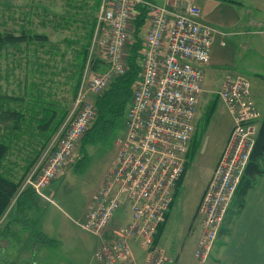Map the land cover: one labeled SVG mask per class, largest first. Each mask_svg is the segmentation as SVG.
<instances>
[{
	"label": "built area",
	"instance_id": "built-area-1",
	"mask_svg": "<svg viewBox=\"0 0 264 264\" xmlns=\"http://www.w3.org/2000/svg\"><path fill=\"white\" fill-rule=\"evenodd\" d=\"M196 1L100 0L83 83L74 105L41 159L24 178V187L30 186L39 194L57 178L96 116L94 103L86 100L84 94V79L92 56L100 53L107 63L104 71L94 73L88 81L89 93L98 96L114 78L126 72L132 19L136 7H144L148 27L142 36L140 78L128 105L125 132L117 138L115 157L79 220L80 226L97 238L93 254L97 264L170 261L155 241V234L157 227L166 221L185 171L199 99L204 91V67L210 61L215 36L224 35L201 20V8ZM233 74H225L217 92L233 118V126L196 210L201 234L194 257L199 263L209 258L242 182L262 116L251 98L249 79ZM43 160L45 163L41 165ZM125 205L129 219L114 222L116 211ZM135 245L142 250L141 261Z\"/></svg>",
	"mask_w": 264,
	"mask_h": 264
},
{
	"label": "rangeland",
	"instance_id": "rangeland-1",
	"mask_svg": "<svg viewBox=\"0 0 264 264\" xmlns=\"http://www.w3.org/2000/svg\"><path fill=\"white\" fill-rule=\"evenodd\" d=\"M95 6L94 0H0V33L13 32L19 34L24 30L31 34H45L48 39L44 45L31 43L28 45V50H26L24 43L19 48L7 47L0 50V96L5 97L4 108L18 109L24 114L21 113L22 115H19L16 120L1 116L0 137L9 136L8 140L11 144L8 160L16 165L14 168L17 172H23L22 174L25 176L38 162L37 160L41 159L53 134L58 132L74 105L79 88L74 91L77 82L76 75L81 64V56L78 52L81 46L86 43L89 21L95 17ZM147 23L142 34L147 31ZM130 38L132 44V37ZM235 38L226 37L223 39L224 43L217 45L220 49L214 51L217 52L215 59L220 61V66L224 72L241 74L250 80L253 77L251 67L264 69V58L253 54L251 58L253 61H248L250 59L248 53L252 52L251 48L242 46L240 41L234 44L237 41ZM97 54L92 56V64L84 79L85 98L93 103L96 96L89 93L88 81L94 73L102 72L97 64L100 62L105 64L103 56L99 58ZM87 58L88 54L85 58L83 72ZM83 72L79 86L83 83ZM204 87L205 93L211 101L210 106L205 108L207 112L211 110L210 115L207 119L206 112L205 117L200 120L197 136L199 146L193 155L194 159L188 168L186 178L178 191L164 241H162L171 251L183 244L187 251L186 256H190L192 252V244L188 237L185 238L189 226L188 222L191 221L192 211L196 208L203 183L210 172L213 154L220 138L218 125L226 123L228 115H230L220 99L213 101V76L211 72H207L205 75ZM41 93L43 95L50 94L48 95L51 97L50 100L54 99L60 114L65 115L46 144L43 143L41 146L38 157L29 156L26 158L29 162L28 160L26 162L24 157L25 144L43 142V135L37 129V120L41 117L37 116L36 120H31L32 112L27 111L29 108L32 109L36 97ZM127 110L128 102L124 114L109 116V121L104 127H96L90 131L87 135V141L82 147L81 138L92 123L89 125L81 135L71 158L60 169L59 175L61 174V176L58 175L56 179L52 180L53 182L51 181L52 183H48H51L48 189L49 195L45 199L40 196L41 199L50 201V203L41 205V201H39L40 207H36L30 200L16 204L20 198L19 194L25 189L43 195V193L35 192L30 186L24 187L25 177L20 178L22 181L17 194L0 217V264H66L69 260L72 263L81 264L83 262L86 264L84 262L86 256L96 261L93 254L97 238L84 230L80 226L79 220L75 221V218L81 214L92 190L97 186L114 157L117 149V138L125 132ZM207 122L208 124L204 129ZM55 144L56 142H54V146ZM32 148L37 147L32 146ZM78 159L79 162L76 166ZM44 160L46 161L45 158ZM44 160L41 165L45 163ZM6 163L9 165L8 162ZM28 163L31 165L29 168L27 167ZM67 165L68 167L65 168ZM125 206L128 209V205ZM121 211L122 209L119 208L115 216H120ZM18 213H20L21 219H26V223L30 227L29 230L32 229L35 233V231L40 232L42 229L47 233V235H40L41 238L43 237L41 243L46 244L41 250L37 251L30 247L32 240L26 239L25 230L23 231L22 227L15 229L13 224L6 229L5 233H2L8 219L16 217ZM24 224L22 222L19 225ZM69 233L71 234L70 237ZM82 236L84 238L91 236L93 242H90V247L82 243ZM54 240H59V244ZM37 245L38 243H36ZM40 258H43L41 263L39 262Z\"/></svg>",
	"mask_w": 264,
	"mask_h": 264
},
{
	"label": "crops",
	"instance_id": "crops-1",
	"mask_svg": "<svg viewBox=\"0 0 264 264\" xmlns=\"http://www.w3.org/2000/svg\"><path fill=\"white\" fill-rule=\"evenodd\" d=\"M155 1L163 2L164 0H155ZM196 2L201 8V20L214 27L217 31L224 32V35L217 34L215 36L211 50L210 61L204 67L205 75L207 72H211L213 76L212 92H213V101H214L219 99L217 95V91H219V89L221 88L223 78L225 74L228 72V71L224 72V70L220 66V61L218 59H215L217 56L216 55L217 52L216 53L214 52L215 50L220 49L219 46L217 47V45H220V43L224 41L223 40L224 38L229 37L234 39V37H236L235 39L237 41L234 44H237L240 41L241 42L240 44L242 46L250 47L253 53L252 52L248 53L246 51L248 53V56H250V59L248 61H253L251 59L253 54L255 56H260L264 58V0H197ZM96 11H95V15H96ZM147 27H148V23H147ZM97 57L100 58L102 57V55L99 53L97 54ZM103 59L105 61V64L101 62L97 64L98 68H101L102 71H104L107 68V63L104 55H103ZM251 70L253 77L249 80L250 92L253 102L258 107L262 115L261 119L258 122L260 126L262 120H264V69L262 68L259 69L258 67L257 68L251 67ZM205 75H204V79H205ZM203 87H204V82H203ZM205 90L206 89L204 87V91L199 99L198 110L194 121L195 129L190 140L189 149L186 154L187 157H189V153L191 152V150H193V155L197 151V148L199 146L198 145L199 142L197 141V136L199 133L200 120L205 117L204 115L207 112L205 108L210 106L211 101L209 96L206 95ZM43 113L44 111L36 112L34 120H36L37 116L40 117L43 116ZM213 115H214V109H213ZM208 122L205 123L204 129L207 126ZM232 126H233V118L231 114L228 115V119L226 123L222 125H218L219 128L218 133L220 134V138L217 141V147H216L217 149H215L213 154V162L210 167V172L203 183L201 193L197 199L196 208L195 210L192 211V216L190 218L191 221L188 222L189 226L185 238L188 237L189 241L192 244V252L190 256H186L187 251L184 249L183 244L181 246L177 245L179 246V248H176L175 250L171 251L162 241H164L165 232L167 229L169 219L171 218L172 215L174 202L177 197L178 191L180 190L186 178L188 168L190 167L194 158L192 159V161H189L188 166L184 171L183 177L180 181V184L177 185L176 193L174 195V200L167 214L163 231L157 240L158 245L165 250V252L168 254L170 258V261L167 264H264V158L263 161L261 162V168L263 172L261 174L253 176L251 180V185L246 189V192L243 196H241V194L237 192L236 195L233 197L228 212L219 230V234L213 244V248L210 252L209 258L204 263H199L194 257V250L197 245L199 236L201 234V221L200 218L196 215L197 206L202 197L204 188L212 174L216 162L227 141ZM34 146L38 148V145H34ZM24 147L26 148V152L24 156L26 161L27 160L26 158H28V156H34V154H32V149H33L32 146L28 147V145H25ZM113 159L111 160V163ZM68 165L65 166V168H67ZM11 166L15 167L16 165L14 164ZM14 167L12 169V172L15 173L17 176H20L23 172H17L16 168ZM60 176L61 174L59 175V177ZM248 177H249L248 174L244 175L243 180H245ZM51 183L48 184L42 190L43 195H38L34 193L32 190L25 189V191L21 193L22 196L20 195V198H22V202L26 200L28 201L30 200L36 207H40L39 201H41V205H43L44 203H50V201H46V200L44 201L43 199H41V197L42 198L44 197L45 199L46 196L49 195L48 189ZM99 183L92 190L90 197L93 191L98 187ZM89 199L87 200L86 205ZM18 202L19 200L16 202V204ZM86 205H84L81 214H79L75 218L76 219L75 221L80 220L82 218ZM121 209H122L121 215L114 217V221L116 223L126 222L129 219L130 212L126 208V206H123V208ZM19 214L20 213H18L16 217L8 219L7 224L4 226V229H2V233H5L6 229L9 228V226H12L13 224L15 225V229L16 227H22L23 231L25 230L24 235L26 239L32 240L30 241V247H33L37 251L41 250L43 246H46V244L41 243L43 237L41 238L40 235H47V233L42 229H40V232L35 231V233L32 231V229L29 230L30 227L29 225H27L26 219L24 218L21 219ZM22 222H24L25 224L19 225ZM65 234H67L66 231ZM70 235L71 234L69 233V237ZM81 238L83 239L81 240L82 243L85 246L90 247V242L91 243L93 242L91 236H86L85 238L84 236H82ZM54 241L59 244V240L57 241L54 240ZM36 243H38L37 246ZM94 249H96V247ZM134 249L139 261H141L142 250L137 245L134 246ZM42 260L43 258H40L39 262L41 263ZM84 262L86 264H97L96 261L92 260L91 257H87V256L86 258H84ZM66 264H77V263L76 262L72 263V261L69 260V262ZM81 264H83V262Z\"/></svg>",
	"mask_w": 264,
	"mask_h": 264
},
{
	"label": "trees",
	"instance_id": "trees-1",
	"mask_svg": "<svg viewBox=\"0 0 264 264\" xmlns=\"http://www.w3.org/2000/svg\"><path fill=\"white\" fill-rule=\"evenodd\" d=\"M99 3L100 0H95V5H96L95 7L97 10ZM95 20H96V15L95 17H93V20L91 19L89 21V24L87 23L88 24V28H87L88 32L86 34L87 40L86 43H84V45L81 46L78 52L80 53L79 56H81V64L79 66V71L76 75L77 82L74 87V91H76L77 88L79 87L85 58L87 57L91 38L95 28ZM132 22H133V33L131 36L132 44L130 45L129 54L126 57L127 59L126 72L123 75L114 78L110 82L108 87L105 89V91L101 95L95 97L94 105L96 107V116L92 122L91 127L81 138L82 147H84V143H86L87 141L88 133L94 130L96 127H100V128L104 127L105 124L109 121V116L114 117L117 115L124 114L125 106L127 105V102L129 105L135 84L140 78L141 54L144 46V42L142 40V36H143L142 31L144 29L145 24L147 23V10L142 6H137ZM47 40H48L47 36L42 33L31 34L30 32L28 33L24 30H22L19 34H14L13 32H4V33H0V50L7 47L19 48L21 47L22 43H24L26 50H28L29 49L28 45H30L31 43H35L37 45H44ZM48 95L50 94H45V95H43L42 93L39 94V96L36 97L35 103L32 106L33 110L30 108L28 109L30 113L32 112V114L30 115V117L32 118L31 120L35 119L36 112L44 111L43 116H41V118L38 120L39 123L37 122L38 124L37 129L41 131V134L43 135L42 138L43 142L37 141L32 144L29 143L25 144L28 145V147L40 144L38 148L32 149V154H34V156L39 155V150L41 146L43 145V143L46 144V142L54 133L55 129L57 128L60 121L65 115V114L63 115L60 114V110L56 105V101L54 99L50 100L51 97H48ZM4 99L5 97L3 95L0 96V117L5 116V118L15 119V120L16 118H19V115L23 114L22 111H19L18 109H13V110L5 109ZM210 111L207 114L208 117L206 116L207 119L209 118ZM8 137L9 136L0 137V217L8 208L14 196L17 194L18 187L22 181V179L20 178L21 177L23 178V176L25 175L22 174L20 176H17L15 173L12 172L14 166L11 165H14V163L8 160L9 148L11 144V142L8 140ZM263 158H264V120H262L260 124L259 131L255 140V144L250 155L249 163L247 165L244 174V175L248 174L249 177L243 180L238 188L239 189L238 192L241 194V196L245 194L246 189L251 185V180L253 176L261 174L263 172L261 168V162L263 161ZM192 159H193V150H191V152L189 153V157H187V161L185 163V170L188 166L189 161H192ZM6 162H8L9 165H7ZM78 162L79 159L77 161L76 166L78 165ZM27 167L29 168L31 167V165L28 163ZM181 179L179 180L178 184H180ZM18 200H19L18 203L20 204L22 202V198ZM164 223L160 224L157 227L155 234L156 242L163 231Z\"/></svg>",
	"mask_w": 264,
	"mask_h": 264
}]
</instances>
